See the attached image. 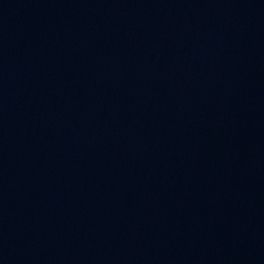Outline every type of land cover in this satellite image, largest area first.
Returning a JSON list of instances; mask_svg holds the SVG:
<instances>
[{
	"label": "water",
	"instance_id": "water-1",
	"mask_svg": "<svg viewBox=\"0 0 264 264\" xmlns=\"http://www.w3.org/2000/svg\"><path fill=\"white\" fill-rule=\"evenodd\" d=\"M109 264H264V0H168Z\"/></svg>",
	"mask_w": 264,
	"mask_h": 264
}]
</instances>
